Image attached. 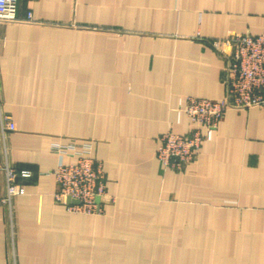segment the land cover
<instances>
[{
	"label": "crops",
	"instance_id": "0c3cea01",
	"mask_svg": "<svg viewBox=\"0 0 264 264\" xmlns=\"http://www.w3.org/2000/svg\"><path fill=\"white\" fill-rule=\"evenodd\" d=\"M18 17L0 19V103L33 175L11 218L0 204V264H264V104L229 108L183 169L157 157L192 128L188 96H226L207 38L264 32V0H18ZM82 138L114 197L101 214L54 198L53 141Z\"/></svg>",
	"mask_w": 264,
	"mask_h": 264
},
{
	"label": "built area",
	"instance_id": "2783aa9c",
	"mask_svg": "<svg viewBox=\"0 0 264 264\" xmlns=\"http://www.w3.org/2000/svg\"><path fill=\"white\" fill-rule=\"evenodd\" d=\"M18 0H0V19H18ZM32 21L28 12L26 19ZM223 44L221 49L226 58L224 81L226 96L220 99L188 96L184 111L189 116L192 128L186 134L167 130L159 137L157 157L164 167L183 169L198 153L202 141L208 138L219 121L231 107L244 108L264 104V32L229 34L214 42ZM4 159H0V171L4 173L5 191L0 195V204L8 208L12 217V201L17 195L26 193L23 180L30 178L33 171L18 168L8 160L6 133L14 131L16 124L11 117L0 118ZM206 128V132L202 128ZM84 149H54L61 160L52 174L57 182L54 198L62 202L72 212L100 214L104 204L110 199L107 191V177L102 164L94 152V143L84 140ZM73 155L74 161L66 163L64 156ZM75 200V202H70Z\"/></svg>",
	"mask_w": 264,
	"mask_h": 264
},
{
	"label": "rangeland",
	"instance_id": "374dc122",
	"mask_svg": "<svg viewBox=\"0 0 264 264\" xmlns=\"http://www.w3.org/2000/svg\"><path fill=\"white\" fill-rule=\"evenodd\" d=\"M263 33V32H262ZM231 34H235V33H231ZM243 34V33H242ZM229 35V34H228ZM227 36V35H226ZM223 37H225V36H223ZM220 38H222V37H216V38H211V37H209V38H207L208 40H209V42L212 44V45H214V42L218 39V40H220ZM215 47V46H214ZM217 49L218 50H220L221 51V49L223 50V51H226V48L224 47V45L221 43H219L218 44V47H217ZM1 115H2V118H4L6 115L7 116H9L10 117V115H8V114H6V113H3V111H2V106H1V103H0V118H1ZM1 120V119H0ZM217 127V126H216ZM215 127V128H216ZM9 132L10 131H8L7 133H6V144H7V147H8V143H7V141H8V135H9ZM166 132V131H165ZM177 133V132H176ZM180 134H182V133H180ZM84 140H91V141H93V139H89V138H82V139H80V140H77V139H74V140H72V141H70V142H68V143H62V142H59V141H53V149H54V147L57 149V147H60V148H69V149H71L70 147H72V148H74V149H84V145L85 144H83L84 143ZM0 141L2 142V137H1V128H0ZM93 143H94V141H93ZM80 147H82V148H80ZM55 150V149H54ZM56 151V150H55ZM8 152H9V150H8ZM57 152V151H56ZM94 152H95V144H94ZM69 156L70 157H73V155H71V154H69ZM95 156H96V153H95ZM99 159V158H98ZM100 160V162H101V164H102V167H103V162H102V160L101 159H99ZM72 161H74V158H73V160ZM72 161H70V162H72ZM65 162V161H64ZM67 163V162H66ZM69 163V162H68ZM56 168V167H55ZM54 168V169H55ZM53 169V170H54ZM103 170H104V168H102ZM53 172V171H52ZM104 172H105V170H104ZM106 174V173H105ZM107 177V176H106ZM109 194V193H108ZM110 195V194H109ZM114 200V197L113 196H111L110 195V199L109 200H107V202H110V201H113ZM106 203V202H105ZM104 208V207H103ZM104 212V211H103ZM81 213H84V214H93V213H90V212H86V211H84V212H81ZM101 214V213H100Z\"/></svg>",
	"mask_w": 264,
	"mask_h": 264
},
{
	"label": "water",
	"instance_id": "95a60500",
	"mask_svg": "<svg viewBox=\"0 0 264 264\" xmlns=\"http://www.w3.org/2000/svg\"><path fill=\"white\" fill-rule=\"evenodd\" d=\"M69 201H70V202H75V200H70V199H69Z\"/></svg>",
	"mask_w": 264,
	"mask_h": 264
}]
</instances>
